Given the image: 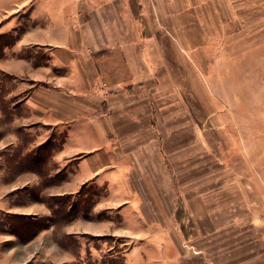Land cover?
Segmentation results:
<instances>
[{
    "label": "crops",
    "instance_id": "obj_1",
    "mask_svg": "<svg viewBox=\"0 0 264 264\" xmlns=\"http://www.w3.org/2000/svg\"><path fill=\"white\" fill-rule=\"evenodd\" d=\"M216 1L3 2L0 35H18L0 52V214L54 221L52 207L26 191L39 170L11 172L19 143L23 162L50 148L55 181L45 195L76 196L90 183L103 191L60 228L54 221L25 237L1 224L0 264H87V246L64 247L61 235L120 238L125 248L109 255L124 264H229L213 242L227 223L218 212L242 206L222 198L225 181L206 186L218 173L186 170L211 144L200 118L210 80L196 59L210 49L203 36L216 32ZM256 19L264 28V12Z\"/></svg>",
    "mask_w": 264,
    "mask_h": 264
},
{
    "label": "rangeland",
    "instance_id": "obj_2",
    "mask_svg": "<svg viewBox=\"0 0 264 264\" xmlns=\"http://www.w3.org/2000/svg\"><path fill=\"white\" fill-rule=\"evenodd\" d=\"M3 2L5 0H0V10ZM215 6L216 10L210 14L209 23L217 24L216 32L203 36L210 49L197 52L200 59H196L202 65L199 66L201 78L210 80V83L203 80L209 98L201 102L200 118L202 133L211 144L207 149L202 146L198 156L200 164L195 163L193 168V164L187 163L186 170L194 169L202 174L218 173V179L214 182L210 180L206 186L214 188L217 182L225 181L226 185L218 188L224 193L222 198L231 199L234 204L242 206L240 211L218 212L220 219L227 220L226 224L216 228L217 238L213 240L219 254H226L218 261L229 264H264V28L259 27L258 30L256 26V13L258 9L264 12V1L233 0L225 4L222 0L216 1ZM12 8L15 11L17 4H12ZM1 18L2 14L0 25ZM25 22L27 20L22 27ZM205 28L213 29L211 26ZM13 37H16V32H11L9 39ZM7 40L8 37L0 36L1 44ZM206 112L213 114L208 116ZM20 145L23 146L19 143L9 149L8 160L13 163H10L11 172L19 170L21 166H35L39 170V183L35 181L30 184L26 191L30 197L40 198L52 207L56 227H63L70 214L88 211L95 200L93 193L103 191L101 187L90 183L85 184L76 196L45 195L44 190L55 181L54 176L47 173L50 165L47 154L50 148L45 145L36 154L40 157L39 162L33 163L37 161L36 158H32L33 161L31 158L21 161L19 156L28 148L24 146L21 149ZM194 159L196 162L198 158L195 156ZM18 220L19 217L0 214V225L7 222L9 226L18 225ZM30 220L40 223L41 228L53 223L48 222L45 216L30 217ZM57 239L60 245L72 249L83 244L87 246L88 254H83L81 258L87 264H99L102 259L104 264H124L121 255L115 259L109 255L125 248L126 244L120 238L89 235L79 238L78 242L72 236L61 235ZM94 247L99 249L100 256L104 252V258L92 254Z\"/></svg>",
    "mask_w": 264,
    "mask_h": 264
},
{
    "label": "trees",
    "instance_id": "obj_3",
    "mask_svg": "<svg viewBox=\"0 0 264 264\" xmlns=\"http://www.w3.org/2000/svg\"><path fill=\"white\" fill-rule=\"evenodd\" d=\"M17 35L18 34H16V37H17ZM0 36H1V38L8 37V40L5 41V43H3V44L0 43V52H1L2 46L6 45V44H10L16 38V37H13L12 39H9V37L11 36V33L0 35ZM42 146H40L39 149ZM35 158H36V160H38L40 157H39V155H36ZM15 217H19L20 220H18V225L12 224L13 225L12 227H14V229H16V231H18L22 236H25V237L30 236L33 234V232L37 231V229L41 227L40 223L36 224L35 221L32 222V220H30V216L17 215Z\"/></svg>",
    "mask_w": 264,
    "mask_h": 264
},
{
    "label": "built area",
    "instance_id": "obj_4",
    "mask_svg": "<svg viewBox=\"0 0 264 264\" xmlns=\"http://www.w3.org/2000/svg\"><path fill=\"white\" fill-rule=\"evenodd\" d=\"M79 2H80V5L81 6H85V5H87V3L90 1V0H78Z\"/></svg>",
    "mask_w": 264,
    "mask_h": 264
}]
</instances>
